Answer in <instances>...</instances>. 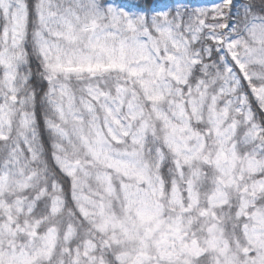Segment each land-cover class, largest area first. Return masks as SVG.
Masks as SVG:
<instances>
[{
  "label": "snow or ice",
  "instance_id": "6c2138e0",
  "mask_svg": "<svg viewBox=\"0 0 264 264\" xmlns=\"http://www.w3.org/2000/svg\"><path fill=\"white\" fill-rule=\"evenodd\" d=\"M0 264H264V0H0Z\"/></svg>",
  "mask_w": 264,
  "mask_h": 264
}]
</instances>
